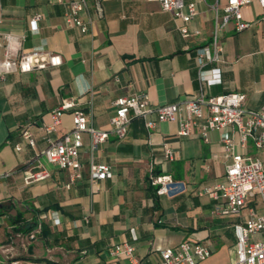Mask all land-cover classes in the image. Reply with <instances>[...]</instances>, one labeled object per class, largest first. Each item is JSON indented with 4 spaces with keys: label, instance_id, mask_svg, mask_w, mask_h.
Wrapping results in <instances>:
<instances>
[{
    "label": "crops",
    "instance_id": "crops-1",
    "mask_svg": "<svg viewBox=\"0 0 264 264\" xmlns=\"http://www.w3.org/2000/svg\"><path fill=\"white\" fill-rule=\"evenodd\" d=\"M75 1L82 0H0V61L33 52L62 58L58 67L0 75V264H132L110 254L114 245L125 242L136 248L138 264H160L164 249L184 242L209 247L211 256L199 264H233L234 224L250 218L251 210L263 214V205L259 197H249L239 216L219 214L217 202L202 194L224 179L229 164L221 132H210L206 142L199 128L183 137L176 122H158L148 130L137 118L126 138L112 135L93 154L85 134L83 178L75 183L71 170L36 157L48 146L43 126L51 125L53 112L70 99L90 114L96 129L106 131L111 130L115 101L141 93L155 107L202 91L206 96L239 93L248 110H260L262 7L253 0L243 9L250 27L237 32L231 24L224 32L222 82L207 85L200 80L196 51L211 40L214 0H185L199 9L191 28L201 35L189 38L178 30L182 22L150 0H85L82 16L92 25L82 34L66 23ZM226 3L221 0L222 7ZM39 14L42 20L34 31L31 21ZM3 34L17 39L8 47ZM73 111L62 117L60 133L72 129ZM27 128L35 147L22 137ZM166 146L176 156L173 161L165 158ZM248 150L255 152L252 143ZM91 162L111 166L113 177L91 181ZM43 168L51 172L49 178L26 183L28 174ZM152 176L169 177L183 188L159 195Z\"/></svg>",
    "mask_w": 264,
    "mask_h": 264
},
{
    "label": "built area",
    "instance_id": "built-area-1",
    "mask_svg": "<svg viewBox=\"0 0 264 264\" xmlns=\"http://www.w3.org/2000/svg\"><path fill=\"white\" fill-rule=\"evenodd\" d=\"M150 1L160 3L164 11L170 12L176 21L182 22L178 30L183 38L201 35L200 29L191 28L192 22L199 14L196 2ZM204 1L207 3V0ZM257 1L262 7L264 19V0ZM252 2L253 0H227L226 5L222 7L221 0H214L210 5L214 14L211 40L196 51L202 83L214 85L222 82L220 65L224 63L223 34L231 24L237 32L250 27V23L244 18L243 9ZM85 5V0L72 2L66 13L68 27L78 28L82 34H87L92 25L90 19L82 16ZM98 9L101 11L100 7ZM41 20V14L33 18L32 30H38ZM2 38L8 47L17 39L12 34H3ZM60 65L62 58L58 54L24 53L17 58L0 61V75L14 72L29 73ZM76 106L77 102L74 99L66 100L53 112V123L43 126L48 146L36 157L38 160L45 157L49 163L61 170H71V183L83 178L80 155L85 146V134L90 137V150L93 154L112 135L120 140L126 138L132 122L137 118L144 120L148 130H154L158 122H176L179 124V135L183 137L191 136L193 130L199 128L201 137L206 142H209L210 132H221V140L229 164L224 179L206 188L202 194L208 195L217 202L215 206L217 213L234 216L242 213L249 197H259L263 205V214L259 215L251 210L250 218L234 224L237 258L233 264H264V107L257 111L248 110L244 106V97L239 93L206 96L202 91L192 99L160 107L152 106L148 94H134L120 97L115 101L116 111L110 121L111 130L106 131L96 129L91 123L90 114L76 109ZM72 110H74L72 129L60 133L59 125L62 117ZM152 114L157 116V120H148V116ZM22 137L30 146L35 147L36 140L28 128L24 130ZM250 143L253 144L254 153L248 150ZM238 148L244 152H239ZM21 149V146H17L18 151ZM165 158L169 161L176 158L168 146L165 147ZM89 175L91 181L98 182L112 178L114 173L111 166L91 162ZM50 176L51 172L43 168L39 172L28 174L25 180L27 184H31ZM152 184L158 187L159 195L176 193L183 188L182 183L173 182L166 176H152ZM70 186L71 184L67 185V188ZM132 234L134 239H137L135 230H132ZM135 252L134 245L127 242L114 245L110 249L112 257L138 264ZM210 256L211 250L208 246L184 242L177 247L164 249L160 264H199Z\"/></svg>",
    "mask_w": 264,
    "mask_h": 264
}]
</instances>
